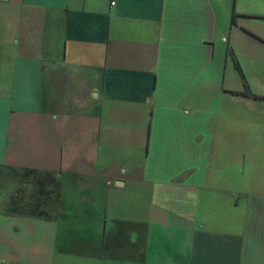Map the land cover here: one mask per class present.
<instances>
[{
    "label": "crops",
    "instance_id": "crops-1",
    "mask_svg": "<svg viewBox=\"0 0 264 264\" xmlns=\"http://www.w3.org/2000/svg\"><path fill=\"white\" fill-rule=\"evenodd\" d=\"M261 16L264 0H0V197L35 249L0 264H264V171L239 160L264 126L238 120L264 112L238 93Z\"/></svg>",
    "mask_w": 264,
    "mask_h": 264
},
{
    "label": "rangeland",
    "instance_id": "rangeland-1",
    "mask_svg": "<svg viewBox=\"0 0 264 264\" xmlns=\"http://www.w3.org/2000/svg\"><path fill=\"white\" fill-rule=\"evenodd\" d=\"M250 25L252 30L255 32H262L264 34V16L257 17V18H251ZM257 59L252 60V58H248V60L243 59V61H247V64L253 63V67L250 69V72H253L254 75L256 73H260V76L258 79H255V83L253 85H250L249 83L245 85L244 90L248 89L249 93H262L264 94V50L263 53L256 54ZM260 57V59H258ZM263 64V65H262ZM248 71V67H247ZM260 80V81H259ZM255 109L258 108L264 110V100L262 102L257 103L255 106ZM243 107L239 105V109H242ZM239 124H246L248 128L250 127H257V126H264V112H254L249 113L246 112L244 115L239 114ZM251 133V131H249ZM256 134L253 132V142L256 141H263L264 138H256ZM261 136H264V133H261ZM246 135L244 132L239 133V141H245ZM256 164L253 165L252 171H264V167L262 166V159L264 158V146L263 147H257L251 150L250 153H246V149L239 148V160H247L248 162H253ZM245 169H243L242 165H239V172H244ZM250 172V171H249ZM4 196L0 197V258L7 257L8 254L12 253H21V254H28L31 255L33 252H35L34 245L31 243H26L28 238L24 234L23 230L18 231L16 233L12 228L9 230L8 224H11L12 222L18 221V217L16 215L10 216L7 215V209L5 208L4 204ZM23 198L22 194L17 195L16 199L19 202L20 199ZM48 208V206H47ZM47 214H50V211H47ZM30 235H32L31 232H28ZM45 240L44 242H46ZM25 247H28V249H25ZM21 259V257H19ZM31 260V259H29ZM21 261L24 262V260L21 259Z\"/></svg>",
    "mask_w": 264,
    "mask_h": 264
},
{
    "label": "trees",
    "instance_id": "trees-1",
    "mask_svg": "<svg viewBox=\"0 0 264 264\" xmlns=\"http://www.w3.org/2000/svg\"><path fill=\"white\" fill-rule=\"evenodd\" d=\"M246 84H248V83H246ZM246 84H245V85H246ZM238 93H239V94H248V95L250 94V93L248 92V89H245L244 91H239ZM254 96H256V95H254Z\"/></svg>",
    "mask_w": 264,
    "mask_h": 264
},
{
    "label": "built area",
    "instance_id": "built-area-1",
    "mask_svg": "<svg viewBox=\"0 0 264 264\" xmlns=\"http://www.w3.org/2000/svg\"><path fill=\"white\" fill-rule=\"evenodd\" d=\"M116 3V0H111V4L114 5Z\"/></svg>",
    "mask_w": 264,
    "mask_h": 264
}]
</instances>
